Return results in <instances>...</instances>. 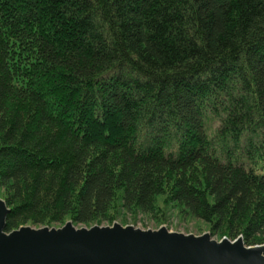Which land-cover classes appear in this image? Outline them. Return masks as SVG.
<instances>
[{
    "label": "trees",
    "instance_id": "16d2710c",
    "mask_svg": "<svg viewBox=\"0 0 264 264\" xmlns=\"http://www.w3.org/2000/svg\"><path fill=\"white\" fill-rule=\"evenodd\" d=\"M0 198L264 245V0H0Z\"/></svg>",
    "mask_w": 264,
    "mask_h": 264
},
{
    "label": "water",
    "instance_id": "95a60500",
    "mask_svg": "<svg viewBox=\"0 0 264 264\" xmlns=\"http://www.w3.org/2000/svg\"><path fill=\"white\" fill-rule=\"evenodd\" d=\"M8 207L0 198V264H264V245L132 225L5 230Z\"/></svg>",
    "mask_w": 264,
    "mask_h": 264
},
{
    "label": "rangeland",
    "instance_id": "374dc122",
    "mask_svg": "<svg viewBox=\"0 0 264 264\" xmlns=\"http://www.w3.org/2000/svg\"><path fill=\"white\" fill-rule=\"evenodd\" d=\"M160 203L161 206L165 209L164 213L162 214L161 213L156 215L152 214L151 216H149L138 212L131 213V212L120 211L111 223L100 222L92 225L106 226L117 222L123 226L132 225L140 229H157L160 226H164L169 231L181 232L185 234L192 233L194 235H200L205 232H208L209 234L211 233L210 230L207 228V226L201 223L200 221L190 217L183 218L181 217V215L179 216L176 210H174L172 207L170 208L167 205H163L162 199ZM24 225L31 226L33 228H39L43 226L60 227L58 225H39V226L33 224H24ZM211 238L215 240H219L217 236H211Z\"/></svg>",
    "mask_w": 264,
    "mask_h": 264
}]
</instances>
